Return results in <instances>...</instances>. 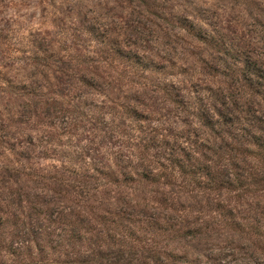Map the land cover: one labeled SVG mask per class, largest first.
I'll return each mask as SVG.
<instances>
[{"label": "rangeland", "instance_id": "374dc122", "mask_svg": "<svg viewBox=\"0 0 264 264\" xmlns=\"http://www.w3.org/2000/svg\"><path fill=\"white\" fill-rule=\"evenodd\" d=\"M185 19L264 63V0H0V206L25 223L18 239L13 224H0V264H181L183 255L182 264H212L219 249L220 264H264V209L255 207L264 183L242 197L213 191L191 164L161 159L198 155L194 142L209 134L195 115L200 101L178 108L168 91L185 90L159 80L197 75L206 95L232 86L198 64L201 55L213 66L212 52L179 27ZM135 55L162 68L124 63ZM72 209L88 229L55 247L41 229L62 233L58 218Z\"/></svg>", "mask_w": 264, "mask_h": 264}, {"label": "trees", "instance_id": "16d2710c", "mask_svg": "<svg viewBox=\"0 0 264 264\" xmlns=\"http://www.w3.org/2000/svg\"><path fill=\"white\" fill-rule=\"evenodd\" d=\"M179 27L182 28L187 35L191 37V39L200 41L201 44L211 50L212 53L208 54L210 57L207 58L212 61L213 66L206 61V56H203L205 58H202L201 55L198 57V64L201 65L202 69L205 71V68L207 67V74L212 77L219 74L221 80L227 78L231 79L232 86H230V88L232 89L228 88V91H224L222 89L215 90L208 86L207 90L209 93L206 95L203 92L206 90L205 86H203L205 81L200 76H197L196 73H194L196 75L195 78L193 75H190V82L186 81L187 83L183 84L180 81L173 80L172 78H169L168 80L161 78L159 80L161 83L156 84V86L160 89L163 86L165 90V86L167 84H170L171 86L173 85V88H175V84H177L185 90V92L181 90L179 94L176 95L171 94L168 91V97H170L168 98L169 101L177 103L178 108H192L198 101H200L199 105L201 107L195 108L197 111L195 112V115L199 120V124L203 126L205 131L209 134L205 139L200 140L199 142H194L202 149L201 152H197L198 155H195V153H192L191 151V154L187 152L183 159H179L177 157L172 158L170 156L163 158V156L160 155L161 159L169 160L174 167L179 169H186L184 166V162L186 161V163L192 165L188 168V170H191L194 167L198 169V171H202L205 174L207 179H209L208 182H205L206 184H217V186L209 187L208 189H216L213 191H222L223 189L227 191L231 190L230 192H234L236 196L242 197L252 191L251 187H253V185L264 183V117L257 115V113L264 110V63L258 62L256 57L252 56V52L250 50H244L238 44L226 42L223 35L218 32L216 28H212L210 30H201L198 27L194 28L193 25L186 19L180 22ZM135 57L137 60H135ZM135 57L130 56L128 58L127 56H123L122 59L124 63H126V59H129L132 64L134 63V65H140L142 67L141 69H148L153 73L158 72L162 68L160 65L156 66L149 57L143 56L139 58L136 55ZM241 87L244 89H238ZM234 90L237 91L236 94L238 95V98L234 97ZM242 93L245 94L243 95ZM256 94L262 95L260 100L246 98V95L251 96ZM191 95L194 96L189 97ZM204 101L207 102L209 106H206ZM241 104L246 105L247 109L240 111L238 115V112L236 111H234L235 114L230 112V106H233V109L237 110V107ZM236 125H240L241 128ZM236 128L242 129L244 133L241 136L233 135L232 132L234 129L237 131ZM222 133L232 135L233 142L227 140L225 135L223 136ZM217 149L218 152L215 151ZM204 150H208V152L211 153V156L209 153H203L202 151ZM222 150L227 152L224 153ZM200 154L205 162L203 166H195L194 162L196 160V162H199ZM223 156H225V158ZM226 160L229 162V165L232 166L227 167L224 164V169L219 170L221 167L218 165H221V161ZM131 166L132 165H129V167ZM127 167L128 165L125 166V169ZM16 173L24 174L25 176L29 175L27 174L29 172H25V170L21 171L17 169ZM108 173L109 175L110 173L112 175H116L114 171H109ZM128 173L126 172L124 174V179H130V173ZM135 173L138 174V172ZM255 207L260 213L261 210L264 209V205L258 204V206ZM72 211L74 212L73 215H70V217L72 216L71 219H69L70 217L58 218V223L60 224L58 228H60L62 233H55L53 236V233L49 232L46 228L41 229L42 231L48 232V243H53L55 247H64L65 242L71 243L72 240L75 242L82 241L83 234L81 231L88 228L83 224H78L76 221L78 220L83 222L84 215L81 213L82 210L80 212V210L72 209ZM122 212L130 214V212H125L124 210ZM94 214L95 213L93 212L92 215ZM2 223L5 225L7 223L13 224L16 227V230L13 232L12 236L16 237V239L21 238L22 228L25 223L16 212L8 209L7 205L4 206V208L0 206V224ZM250 228H246L244 226V233L250 234ZM31 238L33 241L41 239L42 234L37 233L34 230L32 231ZM4 243V241L0 240V245H3ZM35 244L42 247L38 240ZM11 249H13L12 246L8 249L6 248L9 253L17 256V254H15L17 252H14ZM219 251L220 249L214 252L210 251V258L215 255L222 257V254ZM219 256L218 259H220ZM172 257L176 258V256ZM187 258L188 257L184 255L179 257L182 263L188 262ZM218 259L213 263L220 264L221 261Z\"/></svg>", "mask_w": 264, "mask_h": 264}]
</instances>
